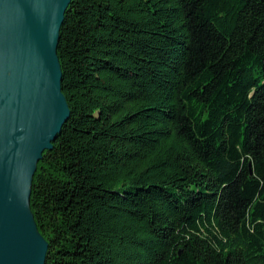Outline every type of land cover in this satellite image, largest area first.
Masks as SVG:
<instances>
[{
  "label": "trees",
  "instance_id": "16d2710c",
  "mask_svg": "<svg viewBox=\"0 0 264 264\" xmlns=\"http://www.w3.org/2000/svg\"><path fill=\"white\" fill-rule=\"evenodd\" d=\"M56 53L44 264H264V0H71Z\"/></svg>",
  "mask_w": 264,
  "mask_h": 264
},
{
  "label": "water",
  "instance_id": "95a60500",
  "mask_svg": "<svg viewBox=\"0 0 264 264\" xmlns=\"http://www.w3.org/2000/svg\"><path fill=\"white\" fill-rule=\"evenodd\" d=\"M71 0H0V264H44L29 206L37 161L67 120L56 53Z\"/></svg>",
  "mask_w": 264,
  "mask_h": 264
}]
</instances>
